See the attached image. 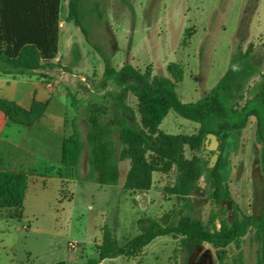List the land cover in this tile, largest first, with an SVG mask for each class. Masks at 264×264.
<instances>
[{
    "label": "rangeland",
    "instance_id": "obj_1",
    "mask_svg": "<svg viewBox=\"0 0 264 264\" xmlns=\"http://www.w3.org/2000/svg\"><path fill=\"white\" fill-rule=\"evenodd\" d=\"M95 1L101 18L89 14L88 43L77 27L64 21L68 1L62 0L61 58L56 63L52 61L53 66L35 70L46 87L60 95L48 112L52 117L66 115V137L71 136V121L76 119L84 144L80 178L73 170L64 169L61 174L67 182L61 184L55 181L54 170H48L46 188L28 198L21 211L0 212V264H86L97 258L104 227L122 245L139 233V219H152L162 225L178 221L180 202L164 192L175 181L174 170L155 173L153 186L143 198L142 193L138 198L123 191L115 197L108 194L109 187L86 181L87 117L95 106L100 108V121H108L110 95L119 90L104 78L100 53L109 57L117 70L127 62L141 72L147 70L152 76L165 78L184 103H194L214 89L228 73L233 59L230 81L220 91L225 106L232 115L255 109L264 118V99L260 98L264 88V0H82L86 11L92 10ZM72 97L81 103L78 110L72 105ZM126 102L137 114V102L131 94ZM158 128L186 137L199 132L198 124L173 111L167 113ZM256 129V118L250 116L244 127L216 137V151L207 150L206 137L195 151L183 148L184 157H198L203 169L199 180L203 199L197 201L191 214H203L206 222L215 216L212 227H219L221 219L232 221L235 216L251 215L260 198L263 180ZM40 130V134L46 133L44 127ZM215 154L218 157L212 166L210 157ZM217 164L221 185L233 203L223 211L205 201L210 194L209 170ZM257 246L255 234L249 230L238 245L215 248L205 243L202 248L211 253L214 264H234L240 254L242 264H256ZM188 254L180 248L178 239L160 237L145 246L133 262L186 264Z\"/></svg>",
    "mask_w": 264,
    "mask_h": 264
},
{
    "label": "trees",
    "instance_id": "obj_2",
    "mask_svg": "<svg viewBox=\"0 0 264 264\" xmlns=\"http://www.w3.org/2000/svg\"><path fill=\"white\" fill-rule=\"evenodd\" d=\"M66 23H72L90 43L87 19L90 13L101 18L99 3L86 11L82 0H67ZM7 2V3H6ZM62 0H1L0 3V71L9 70L26 73L53 66L58 55L59 15ZM104 63L103 76L112 81L119 90L110 95V119H99V107H93L87 117L89 129L85 136L88 150V172L86 181L101 186H114L121 180L123 188L132 192L149 191L153 186V174H167L174 170L175 181L164 189L180 202L176 224L162 225L152 219H139V233L119 245L108 227L103 228L101 243L97 246V258L86 264H99L105 259L137 257L150 242L170 236L179 240L180 248L191 252L205 243L215 248H224L231 243L238 245L240 239L252 230L258 242L256 264H264V118L255 109L232 115L220 96V91L230 81L234 60L228 73L214 89L194 103L182 102L174 85L165 78L152 76L150 71L141 72L130 63L118 70L110 64L109 57L100 53ZM180 78V76H179ZM131 94L137 102V114L127 104ZM260 98L264 99V88ZM72 105L79 109V100ZM264 103V100H263ZM88 107V106H87ZM46 103L33 101L28 111L13 102L0 99V111L14 124L30 127L44 113ZM88 109V108H87ZM89 110V109H88ZM169 111L199 125L196 136L171 135L159 130V125ZM257 121V139L261 147L260 198L251 215L235 216L232 221L221 219L219 227H212L215 216L207 222L191 214L197 201L203 199L204 190L199 184L203 175L200 159H187L183 148L195 151L201 147L207 134L225 136L230 129L245 126L248 117ZM72 134L64 137L61 149V164L64 169L74 171L78 179L80 156L84 147L76 119L71 121ZM116 150L118 153L116 154ZM211 201L222 211L229 209L232 200L228 190L221 185L219 164L209 170ZM122 177V178H121ZM27 174L0 170V212L22 208L27 186ZM231 208V207H230ZM19 217V216H18ZM55 264H64L58 262ZM234 264H242L241 254Z\"/></svg>",
    "mask_w": 264,
    "mask_h": 264
},
{
    "label": "crops",
    "instance_id": "obj_3",
    "mask_svg": "<svg viewBox=\"0 0 264 264\" xmlns=\"http://www.w3.org/2000/svg\"><path fill=\"white\" fill-rule=\"evenodd\" d=\"M60 40L61 31H59L58 55L53 63L57 62L58 57L61 58L59 55ZM59 97L60 95L56 91L52 92L46 87L39 71L20 73L2 66V71H0V99L13 102L25 111L31 108L33 101L46 103L44 113L30 127L12 123L0 111V170L23 172L28 176L20 211L28 198H33L38 191L46 188L45 179L46 175L49 174L48 170H54L55 181L57 180L61 184L67 182V179L61 174L64 171L61 164V149L65 137L64 121L66 115L52 117L48 112L52 101H57ZM42 127L46 129L44 135L40 134ZM107 187L110 188L108 194L115 197L123 191L131 192L138 198L139 193H142L141 197L143 198L144 194L148 192L127 191L123 188L121 180L117 185ZM137 257L105 259L99 264H136L133 261Z\"/></svg>",
    "mask_w": 264,
    "mask_h": 264
},
{
    "label": "flooded vegetation",
    "instance_id": "obj_4",
    "mask_svg": "<svg viewBox=\"0 0 264 264\" xmlns=\"http://www.w3.org/2000/svg\"><path fill=\"white\" fill-rule=\"evenodd\" d=\"M186 264H214L212 255L201 246L195 247L188 254Z\"/></svg>",
    "mask_w": 264,
    "mask_h": 264
},
{
    "label": "water",
    "instance_id": "obj_5",
    "mask_svg": "<svg viewBox=\"0 0 264 264\" xmlns=\"http://www.w3.org/2000/svg\"><path fill=\"white\" fill-rule=\"evenodd\" d=\"M206 139H208V141H209L208 145L206 146V147H207V150H213V151H216V147H217V145H218V142H217V140H216V136L213 135V134H207V135H206ZM217 157H218V156H217L216 154L210 157V163H211L212 166L215 164V162H216V160H217ZM208 205H209V202L207 203V206H208ZM201 219H202L203 222H206V221H205V217H204L203 214H202ZM208 252H209V251H208Z\"/></svg>",
    "mask_w": 264,
    "mask_h": 264
}]
</instances>
